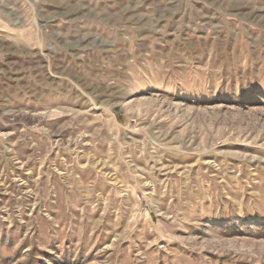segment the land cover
<instances>
[{
    "label": "rangeland",
    "instance_id": "374dc122",
    "mask_svg": "<svg viewBox=\"0 0 264 264\" xmlns=\"http://www.w3.org/2000/svg\"><path fill=\"white\" fill-rule=\"evenodd\" d=\"M0 264H264V0H0Z\"/></svg>",
    "mask_w": 264,
    "mask_h": 264
}]
</instances>
